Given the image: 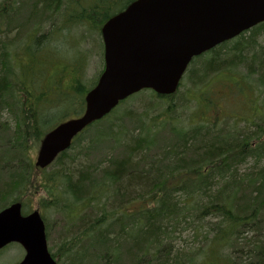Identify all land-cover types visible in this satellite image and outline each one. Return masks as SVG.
Segmentation results:
<instances>
[{
    "label": "trees",
    "instance_id": "obj_1",
    "mask_svg": "<svg viewBox=\"0 0 264 264\" xmlns=\"http://www.w3.org/2000/svg\"><path fill=\"white\" fill-rule=\"evenodd\" d=\"M131 1L0 0V210L15 202L29 206L36 193L42 194V209L48 198L52 204L65 203L66 209L81 203L78 220L92 210L98 214L99 229L96 233L90 226L76 225L79 234L67 245L70 251L85 255L82 259L94 252L95 264H210L212 254L220 264H264V165H258L264 159V43L257 41L264 23L192 60L187 70L191 87L210 76L241 71L244 80L238 91L247 87L257 93L250 118L231 117L224 122L216 118L188 129L177 128L173 120L178 117L177 107L181 108L180 88L168 96L150 91L153 95L148 101L137 100L144 112L166 100L169 119L155 123L147 121L144 112L121 110L125 100L118 110L94 123L93 127L105 126L88 139L81 154L87 163L80 169L73 163L77 155L70 156L68 151L52 164L58 167L53 174L34 167L31 155L42 135L59 121L80 115L84 96L96 83L85 87V52L76 51L73 60L57 57L58 69L47 75L35 64L44 63L39 54L56 52L53 43L59 31L67 35L71 29L84 28L99 33L114 15L109 9L119 6L121 11ZM22 51L25 62L18 59ZM67 74L74 86L62 91L60 80ZM250 79L256 87L249 86ZM61 107L68 112L60 111V119L53 122L50 111ZM3 115L8 118L3 120ZM126 125L132 126L129 133L124 132ZM87 131L72 145L82 150L80 142L87 137L81 136ZM101 145L112 152L98 153ZM90 155L104 156L106 165L100 168L89 163ZM66 156L71 160L68 166L60 163ZM249 159L253 166L240 173ZM134 203L139 204L138 210L126 215L123 206L130 210ZM189 217H194L197 227L208 228L204 235L211 236L200 254L167 247L172 244L174 225ZM207 217L215 222L206 224ZM213 245L229 254L214 252L209 248Z\"/></svg>",
    "mask_w": 264,
    "mask_h": 264
},
{
    "label": "water",
    "instance_id": "obj_2",
    "mask_svg": "<svg viewBox=\"0 0 264 264\" xmlns=\"http://www.w3.org/2000/svg\"><path fill=\"white\" fill-rule=\"evenodd\" d=\"M264 23V0H134L101 27L104 69L84 97L81 116L47 134L34 166L48 167L72 139L142 91L175 93L192 59ZM18 243L21 264H54L38 212L23 217L21 204L0 211V250Z\"/></svg>",
    "mask_w": 264,
    "mask_h": 264
},
{
    "label": "rangeland",
    "instance_id": "obj_3",
    "mask_svg": "<svg viewBox=\"0 0 264 264\" xmlns=\"http://www.w3.org/2000/svg\"><path fill=\"white\" fill-rule=\"evenodd\" d=\"M124 2L128 0H123ZM119 12V6H112L109 9L110 14H116ZM78 30L71 29L70 32L66 35V31H59L56 36V42L53 43V47L56 49V52L54 53L52 50H45L41 55L39 54V57L44 61V63L41 62H35L37 67L44 68L46 75L49 74L51 71L55 73L56 71V60L57 57H62L65 60H73V56H77L78 54L76 51H83L86 53L87 61H85V67L83 69V78L85 81V87L91 86L96 79H98V74L100 75L104 64H103V46L101 41L100 33L94 32H88L84 28H77ZM73 32V33H72ZM14 37L13 34L9 35L8 39H12ZM257 41L261 44L264 43V30L261 31V35L257 37ZM234 43V42H233ZM101 45V46H100ZM232 45V44H230ZM99 46L101 50H99ZM70 50L69 52H67ZM73 53L70 54V52ZM52 51V52H51ZM207 57H211V54H209ZM84 57V59L86 60ZM198 58V57H197ZM18 59L25 62L27 60V56L25 55V52H20ZM196 59V58H195ZM41 60V61H42ZM194 60V59H193ZM191 64V63H190ZM189 64V66H190ZM58 69V68H57ZM73 75L72 73H70ZM187 74L188 71L184 73V75L181 78L180 81V93L179 97L182 99L179 101V104L181 105V108L177 107V118L173 120L174 125L177 128L181 129H188L193 126L199 125L201 122H208L213 121L214 119L220 120L219 122H224L227 118L232 119H239L243 120L246 118H250L252 114V110L254 109L255 105V98L256 94L255 90L250 88H242V90L238 91V86L241 85L242 79L241 71L236 72H226L223 75H216V76H210L203 84L191 87L190 82L187 80ZM62 83V87L59 89H62V91H66V89L69 86H74L72 83V78L70 75H65L62 80H60ZM252 85H249L250 87L254 86L256 87V84L254 80H249ZM235 82V84H233ZM244 82V81H243ZM245 83V82H244ZM243 83V85H244ZM81 86V83H80ZM246 86V85H245ZM183 91L185 95L183 94ZM189 91V92H188ZM152 96L153 94L150 91H141L129 98L126 99V103L124 106L119 107L121 110H133L139 112H144V108L142 107L141 103H138L139 98H147L149 96ZM146 99V100H147ZM209 99V100H208ZM148 101V100H147ZM252 102V103H251ZM163 103V104H162ZM155 106H149V109H145L144 115H146V120H153L155 123L160 122L163 119L167 118L169 119V116L165 112L166 108V100L160 101V103L154 104ZM206 105H209V108L206 110ZM119 106V105H118ZM118 106L116 107L117 110L119 109ZM210 106H214L213 109H211ZM115 110V109H114ZM113 110V111H114ZM118 111V112H121ZM215 110V111H214ZM214 112H217L215 115ZM82 113V112H81ZM80 113V114H81ZM8 116H2V119H6ZM217 120V121H218ZM237 120V121H239ZM95 124H93L91 127L87 128L88 130L84 135L81 136V138L87 137L86 140L82 139L80 142V146L83 147L82 150H80L79 145L74 144L71 149L67 152L68 155L74 156L77 155V157L74 159L73 163H78L77 167L80 169V167L87 163L86 158L81 156L84 151V146L86 145L88 139L93 134L95 130H101L105 125L100 124L97 127H93ZM93 127V128H92ZM128 127V128H127ZM129 129H132L131 125H126L124 127V132L129 133ZM106 147L105 145L97 146V152L102 154L104 152V155H109V153L112 152L110 149H104ZM37 148L34 150L33 156H31V159H35ZM111 151V152H110ZM78 153V154H77ZM85 154V153H84ZM103 155V154H102ZM102 157V159H101ZM104 156L101 155H90V158L88 159L91 164L98 165V167L103 168L106 163L102 162ZM259 166L264 165V159L258 163ZM253 166L252 159H249L245 165H243L239 172H247L251 167ZM58 169L57 166H50L46 169L45 174H53ZM78 169L76 171H78ZM77 173V172H76ZM58 190L62 193L61 186L59 184ZM57 195L59 196L60 193L57 192ZM42 194L36 193L34 194L32 201H30L29 206H24L26 208L31 207H41L39 206ZM58 204H61L60 202ZM65 204V203H63ZM139 208L138 203L131 204L129 206V209L132 211H136ZM80 212V205H75L73 210L70 212V216L72 219H76L77 214ZM42 216L44 217L45 222H47L51 232V245L52 247H62L66 244V240L71 241V238L67 236L69 233H73L75 229H72V226L74 223L69 224V222L65 223V218H63L64 213L58 214L56 211H44L43 215V209H41ZM84 214H86L84 212ZM86 217L90 216V214H86ZM188 221H193L192 227H189L183 223L181 227H175L173 228V232L170 234V241L173 243L171 246L174 248L173 250H182L184 253H190L197 251V254H200V249H203L205 247L204 241H208L211 236L204 235L206 231H208V228H202V226H198L194 224V217H189L187 219ZM76 222V221H75ZM206 224L214 223L215 220L211 219L210 217H207L205 219ZM208 227V226H207ZM64 233L62 234V232ZM78 230H76L77 232ZM59 234H61L59 236ZM246 238H250V236H247ZM60 241V242H59ZM59 242V243H58ZM12 245V244H11ZM210 249H212L214 252L218 250L220 254H223V256L228 255L229 251H225L226 249L221 248L219 250V246H210ZM21 248L16 245L7 246L0 252V264H14L17 262V260L20 258L21 255ZM75 251V249L73 250ZM72 251V252H73ZM71 252V251H70ZM174 253H172L170 256L171 258H174ZM217 256L215 254H212L211 259L212 262L209 260L210 264H220L219 261L216 260ZM123 264H127V261H124Z\"/></svg>",
    "mask_w": 264,
    "mask_h": 264
},
{
    "label": "flooded vegetation",
    "instance_id": "obj_4",
    "mask_svg": "<svg viewBox=\"0 0 264 264\" xmlns=\"http://www.w3.org/2000/svg\"><path fill=\"white\" fill-rule=\"evenodd\" d=\"M68 200L71 201V198L68 199ZM46 201L48 202V204H46L44 206V208H43V215H44V211L45 212L46 211H52V212L56 211L58 214L64 213L63 218H65V223L69 222L68 225L74 223L71 230L75 229V226L78 224V221H79L78 217L80 216V214H81V212L83 210V205L81 203H77L76 202V204H74V205H68L69 209H66V208H63V207H65L64 206L65 204H57V205L56 204H52L51 203L52 201H51L50 198H48ZM78 204L80 205V212L77 214L76 219L74 220V219L71 218L70 212L73 210L74 206L78 205ZM35 208H32V209L34 210ZM37 209L41 210L39 208H37ZM30 212H32L31 207H29L28 213H30ZM42 218L44 219L43 216H42ZM44 224H45L46 244H47L49 256H50L51 260L53 261V263L54 264H67L70 260H72V258H76L78 256V253H73L74 251L70 252L71 246H68L67 243H74L76 234L77 233L79 234V232L78 231L76 232V229H75L73 233L71 232V233L67 234V236H69L71 238V241L66 240L65 241L66 242L65 245H63L62 247H58V245H57V247L55 248V247H52V245H51V242H52L51 241V234H50L51 230H50L47 222H45V220H44ZM63 233H64V231L62 232V234ZM60 235L61 234H59V236ZM67 250H68V252H67ZM20 251H21L20 252L21 253L20 258L14 264H21L24 261V259H25L26 252L23 250V248H21ZM75 252H76V250H75Z\"/></svg>",
    "mask_w": 264,
    "mask_h": 264
},
{
    "label": "bare ground",
    "instance_id": "obj_5",
    "mask_svg": "<svg viewBox=\"0 0 264 264\" xmlns=\"http://www.w3.org/2000/svg\"><path fill=\"white\" fill-rule=\"evenodd\" d=\"M102 46H103V43H102ZM208 107H209V105H208ZM211 107V109H213V107L214 106H210ZM60 111H64V112H68V110H66V107L64 108V107H61V108H58V110H52V111H50V113H51V115H54L53 116V122H56V121H58L60 118H58L59 116V114L61 113ZM77 117H74V118H66V119H63L62 121H59L58 123H56L55 125H53V127L52 128H50L48 131H46L43 135H42V137H41V139H40V142H39V145H38V147H37V150H36V156H35V159L33 160V159H31L32 160V163H33V165L35 164V162H36V157H37V153H38V150H39V147H40V145H41V142L43 141V139L45 138V136L47 135V134H49L50 132H52L57 126H60L61 124H63V123H65V122H67V121H69V120H71V119H76ZM50 119V118H49ZM49 119H46V120H49ZM65 152V151H64ZM63 153V152H62ZM33 154H34V152L32 153V155L31 156H33ZM61 154V153H60ZM60 154H58L57 155V157L60 155ZM56 157V158H57ZM128 160V159H127ZM71 160L68 158V156H66V157H62L61 158V161H60V163L61 164H64L65 163V165L66 166H68L70 163ZM61 169L62 170H67L66 169V167H64L63 165H61ZM67 172V171H66ZM71 173H74V174H76L74 171H71ZM123 211L125 212V214L126 215H130V213L131 212H133L132 210H128V209H126V205H124L123 206ZM86 214H90V216H88V217H86L85 215ZM86 214H84V219H80L79 221H78V224L77 225H79L80 227H88V226H90V227H92L93 228V230L97 233L98 232V229H99V224H100V222H98L97 221V213L96 212H94V211H92V210H89V211H86ZM183 223H185V225H187V226H189V227H192V225H193V222L192 221H188L187 219L185 220V221H182V222H180L178 225H174V228L175 227H181V225L183 224ZM79 230H80V228L78 229V232H79ZM119 230V232H120V228L118 229ZM118 230H117V233H118ZM127 238V240H128V242H130V236H127L126 237ZM173 243V242H172ZM169 249H171V250H173L174 248L172 247V246H167ZM67 252H68V250H67ZM73 253H76L75 251L73 252ZM93 254H94V252H92V254L90 255V254H86V257L84 258V259H82L83 258V256H85V255H81V254H79V252H78V256L76 257V258H72V260H70L67 264H95L93 261L94 260H92V256H93ZM160 257H164V254H161V255H159ZM158 264H162V262L161 261H158L157 262Z\"/></svg>",
    "mask_w": 264,
    "mask_h": 264
}]
</instances>
